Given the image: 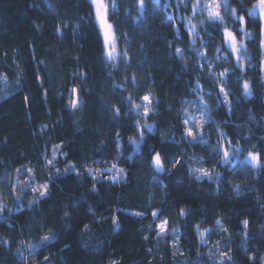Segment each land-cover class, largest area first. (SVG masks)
I'll return each instance as SVG.
<instances>
[{"label":"clouds","instance_id":"obj_1","mask_svg":"<svg viewBox=\"0 0 264 264\" xmlns=\"http://www.w3.org/2000/svg\"><path fill=\"white\" fill-rule=\"evenodd\" d=\"M98 2L107 45L94 0H26L30 29L56 53L37 61L44 71L76 52V70L50 87L84 143L62 148L49 120L34 156H0V264H69L72 247L89 264H125L113 244L130 223L145 255L127 264L166 253L168 264H264V0ZM24 62L0 57V81L19 88Z\"/></svg>","mask_w":264,"mask_h":264},{"label":"trees","instance_id":"obj_2","mask_svg":"<svg viewBox=\"0 0 264 264\" xmlns=\"http://www.w3.org/2000/svg\"><path fill=\"white\" fill-rule=\"evenodd\" d=\"M26 0H0V57H7L8 64H12L13 53L23 57L24 63L21 64L26 73V82L18 88L12 84H6L0 81V95L5 96L6 100L0 103V141H6V145H0V156L10 158L14 163L20 162L23 158H28L35 153L31 150L39 143L44 144L43 139H37L35 134L39 130L42 123L51 121V126L48 131L56 136V143L63 148L64 140L68 141V149L79 148L83 145V139L76 134L73 136L70 124L67 122V113L64 111L62 104L66 99L57 97L50 87L59 80V72L68 70L69 72L76 70V52L70 51L67 53L58 68H52V73L49 75L44 71V66L37 63L39 60H44L47 56V63L56 60V53L51 51V42L47 38L34 36L30 29V21L25 19ZM29 15H31L29 13ZM17 63H21L17 60ZM15 67V65H13ZM40 69L41 75L35 76L34 73ZM85 72L89 71L88 67L84 68ZM11 74L14 77L15 73H11V69H5V74ZM158 79L170 81L171 77L167 72L157 73ZM43 85V86H41ZM78 90V89H77ZM79 94V90H78ZM94 103V101H90ZM90 114L89 122L92 123L97 119L96 109L89 107ZM58 115H64L66 122L60 123L57 120ZM66 191H70L73 187V181H62ZM82 191V190H81ZM75 195V193H72ZM67 196L60 197L61 200L67 199ZM49 211V219L52 218L55 210L47 203L44 205ZM22 221L23 217H18ZM129 231L117 238L113 247L118 249L114 253V258H124L125 264L135 256L134 249H140V255L144 256V249L139 243V237L135 235V225H127ZM65 243L72 247L70 236L64 238V242L60 247L53 249V252L65 248ZM67 251V249H65ZM43 258V257H41ZM170 253H166L163 264H168ZM69 264H89L90 261H95L96 257L86 255L77 248L72 247V251L66 256ZM151 258L145 256L144 264H150Z\"/></svg>","mask_w":264,"mask_h":264},{"label":"snow or ice","instance_id":"obj_3","mask_svg":"<svg viewBox=\"0 0 264 264\" xmlns=\"http://www.w3.org/2000/svg\"><path fill=\"white\" fill-rule=\"evenodd\" d=\"M94 2H97V17L100 21V26L101 29L103 31L104 34V39H105V44L107 45L109 43V41L111 40V33H110V26L106 24L105 19L103 17L102 12L100 11L101 5L99 4L98 0H94ZM221 91H223V89H221ZM78 90L76 88L72 89V107L75 109L78 105ZM145 99L147 100L148 98L145 97ZM191 134V133H189ZM154 159L157 161V163H159V155L157 154ZM35 191V189H34ZM47 192V185H41L40 186V195H44ZM165 228L163 226H161V231H164ZM222 255H228V253H222ZM45 259H47V257H45Z\"/></svg>","mask_w":264,"mask_h":264}]
</instances>
